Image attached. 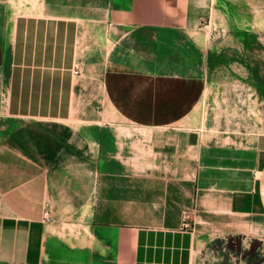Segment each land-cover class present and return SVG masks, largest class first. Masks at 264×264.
Wrapping results in <instances>:
<instances>
[{"label": "crops", "instance_id": "0c3cea01", "mask_svg": "<svg viewBox=\"0 0 264 264\" xmlns=\"http://www.w3.org/2000/svg\"><path fill=\"white\" fill-rule=\"evenodd\" d=\"M9 1L0 0L6 113L56 123L70 134V146L91 151L85 127L71 121L75 97H81L78 112L88 105L72 71L97 66L110 110L129 124L153 129L152 153L163 163L177 158L178 174L170 180L147 170L142 183L133 170L121 175L96 168L97 183L92 191L83 187L82 198L70 187L72 163L56 166L44 154L51 136L29 123L7 136L0 130V264H43L49 207L69 214L91 201V193L89 224L99 242L127 249L131 264H193L199 230L216 238L253 237L264 230V133L203 136L204 141L178 128L203 96L204 56L195 33L210 14L209 0ZM187 160L193 167L189 178ZM121 176L127 183L107 184L106 177ZM187 213L192 230L183 226ZM111 231L120 234L106 237Z\"/></svg>", "mask_w": 264, "mask_h": 264}, {"label": "rangeland", "instance_id": "374dc122", "mask_svg": "<svg viewBox=\"0 0 264 264\" xmlns=\"http://www.w3.org/2000/svg\"><path fill=\"white\" fill-rule=\"evenodd\" d=\"M9 2L10 6H17L33 0ZM209 10L210 14L204 17L195 33L204 56L203 96L178 128L197 132L204 141L220 136L240 137L246 133L252 137L264 133V0H209ZM97 72L100 73L97 66L89 64L72 71L78 94L86 96L88 105L84 113L78 112L76 104L81 97H75L71 121L85 127L82 129L89 135L91 151L81 144H75V148L70 146V134L56 123L11 118L5 111L4 97L0 96L2 136L24 123H29L38 133L51 136V143H44L43 152L56 166L72 163V168H68L73 173L70 187L82 198L87 195L82 188L88 184L92 191L97 183L96 168L100 173L120 170L121 175L133 170L142 183L147 170L150 175L153 172L170 180L177 177V158L170 164L163 163L152 153L149 135L154 130L129 124L110 110L102 97ZM113 122H118L117 127L113 128ZM200 130L205 132L202 134ZM103 132L106 135L99 138ZM82 159L86 161L81 162ZM83 163L89 168L84 165L83 170ZM184 169L186 178L192 176L193 167L188 160ZM106 180L107 184H113L114 180L123 184L129 178L106 177ZM94 196L91 193V201L84 206L77 204L69 214H57L49 207L43 264H131L127 249L103 246L89 224ZM105 234L112 238L120 233ZM193 264H264V230L253 237L221 235L217 238L199 230L195 235Z\"/></svg>", "mask_w": 264, "mask_h": 264}, {"label": "built area", "instance_id": "2783aa9c", "mask_svg": "<svg viewBox=\"0 0 264 264\" xmlns=\"http://www.w3.org/2000/svg\"><path fill=\"white\" fill-rule=\"evenodd\" d=\"M47 207H49V204L47 205ZM183 226L185 230H192L193 228V225L191 223V217L188 213L185 215V222Z\"/></svg>", "mask_w": 264, "mask_h": 264}, {"label": "bare ground", "instance_id": "6f19581e", "mask_svg": "<svg viewBox=\"0 0 264 264\" xmlns=\"http://www.w3.org/2000/svg\"><path fill=\"white\" fill-rule=\"evenodd\" d=\"M140 169H143V168H140Z\"/></svg>", "mask_w": 264, "mask_h": 264}]
</instances>
